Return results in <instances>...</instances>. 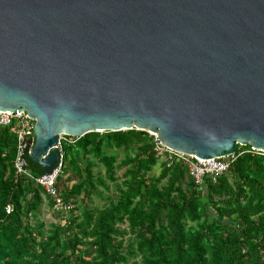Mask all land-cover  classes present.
I'll use <instances>...</instances> for the list:
<instances>
[{
    "label": "water",
    "instance_id": "water-1",
    "mask_svg": "<svg viewBox=\"0 0 264 264\" xmlns=\"http://www.w3.org/2000/svg\"><path fill=\"white\" fill-rule=\"evenodd\" d=\"M23 110L46 172L91 132L264 152V0H0V111Z\"/></svg>",
    "mask_w": 264,
    "mask_h": 264
},
{
    "label": "trees",
    "instance_id": "trees-1",
    "mask_svg": "<svg viewBox=\"0 0 264 264\" xmlns=\"http://www.w3.org/2000/svg\"><path fill=\"white\" fill-rule=\"evenodd\" d=\"M61 146L63 162L82 179L70 185L58 178V192L70 202L88 193L87 186L104 184L92 176V163L81 168L76 153L96 159L106 178L117 182L116 159L107 150L134 146L136 152L122 163L127 169L105 208L85 207L77 217L72 211L62 225L51 198L15 175L16 138L0 127V264H127V235L133 239L129 252L141 258L132 264H264V156H239L223 176L206 177L199 190L181 161L157 154L146 131L91 132ZM162 158L159 175H152ZM26 160L34 176L46 173ZM44 206L52 214L48 228L39 221Z\"/></svg>",
    "mask_w": 264,
    "mask_h": 264
},
{
    "label": "built area",
    "instance_id": "built-area-1",
    "mask_svg": "<svg viewBox=\"0 0 264 264\" xmlns=\"http://www.w3.org/2000/svg\"><path fill=\"white\" fill-rule=\"evenodd\" d=\"M0 127L9 128L16 138V154L13 161L15 175L20 178L32 180L38 185L52 201V211L61 215V224H69L68 216L74 209L73 202L65 201L57 189L58 178L62 173L63 156L61 142L74 144L79 137L60 136L57 146L59 161L50 172L41 176H34L28 169L26 157L31 152L34 140L35 119L27 115V111L6 112L0 111ZM153 137L155 150L158 155L164 156L168 160L177 159L187 168L190 177L193 179L197 189L202 190L204 179L210 177L216 180L223 176L230 166L243 154L252 156H264V152L255 150L251 146H238L237 151L231 155L202 160L193 156L184 155L164 146L156 134L149 133ZM11 207H7V214L10 213Z\"/></svg>",
    "mask_w": 264,
    "mask_h": 264
},
{
    "label": "rangeland",
    "instance_id": "rangeland-1",
    "mask_svg": "<svg viewBox=\"0 0 264 264\" xmlns=\"http://www.w3.org/2000/svg\"><path fill=\"white\" fill-rule=\"evenodd\" d=\"M101 135H106V132H100ZM78 140H75L76 143ZM136 147H130L129 149H116L112 148L107 150V154L115 157L116 159V178L117 182H112L108 180L105 176V169L101 163H99L96 159L90 157V162L80 156V153H76V161L81 165V168L87 166L88 163H92V176L95 179L101 178L104 184H97L96 186L93 184L92 186H87L88 193L86 191H82L81 194L74 198L73 203L75 205L73 210V217H77L81 215L82 208H88L92 212H97L102 208H105L108 205L107 199L112 198L117 194V188L120 187L121 177L126 171V167L122 165V163L132 157L136 152ZM165 161V159H159L157 165L154 167L152 171V175L158 176L161 171V164ZM84 171V170H83ZM82 171V176L84 177L85 172ZM63 179H69L70 185L80 182L82 179H79L78 176L74 173V171L68 166L67 162H63L62 173ZM39 215V221L43 222L46 228L49 227V218H50V209L45 206L41 209ZM124 229L125 227L122 226ZM123 248L122 251L128 259L127 264H132L133 262H140L141 258L136 253L129 252V246L131 241L133 240L130 235H127L123 238Z\"/></svg>",
    "mask_w": 264,
    "mask_h": 264
}]
</instances>
